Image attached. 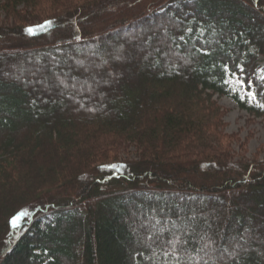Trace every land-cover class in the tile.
I'll return each mask as SVG.
<instances>
[{"label":"trees","instance_id":"trees-1","mask_svg":"<svg viewBox=\"0 0 264 264\" xmlns=\"http://www.w3.org/2000/svg\"><path fill=\"white\" fill-rule=\"evenodd\" d=\"M0 9L17 17L0 25V264H264V161H233L213 100L264 115V0ZM60 91L101 105L32 109Z\"/></svg>","mask_w":264,"mask_h":264},{"label":"rangeland","instance_id":"rangeland-1","mask_svg":"<svg viewBox=\"0 0 264 264\" xmlns=\"http://www.w3.org/2000/svg\"><path fill=\"white\" fill-rule=\"evenodd\" d=\"M41 9L46 12H49L51 10L49 9V4L45 1L41 4ZM49 13L51 14V12ZM48 15L49 14H47L46 16ZM43 17H40V20ZM16 18L17 17H14V15L5 13L2 9H0V25H13L16 23ZM32 23H39V21L28 22L27 24ZM111 59H113V57ZM152 63L153 62H148V66L152 65ZM260 72L262 78H264V57L262 56H260ZM228 80L234 86V88L240 92L242 97L249 95L250 98H254L252 89L247 87V84L244 82L243 79L240 78L239 74L229 76ZM33 93L35 96L38 94L37 87L33 88ZM57 93H55L57 95L50 97V99L46 101L42 108L38 107V105L33 103L32 109H34V111L37 109L36 111L39 110L47 112L53 107L52 101L55 99L54 97H58L61 95H64L66 97V101L69 103V106L71 108L73 107L76 111H85L87 110V107L91 110L95 107H100L101 105V103L97 104V102L95 101H87L84 98L85 94L78 95L74 93L70 94L71 96L69 97V93H67V91L63 92V94L62 91ZM213 100L217 101L225 112L224 122L226 123V126L224 128V132L228 135L234 136L235 138L234 140L231 138L228 139L230 141L227 140V143L231 144L228 145V149H231L230 154L231 156H233V161H239V159L245 162L264 161V115L258 116L256 114L250 113L246 109H243L231 96L215 95L213 97ZM224 150H227V148H224ZM126 152H129L130 158L136 155L134 146L128 147V150L125 149L122 153V158H125V156H127ZM122 158L120 156L119 161H122Z\"/></svg>","mask_w":264,"mask_h":264},{"label":"snow or ice","instance_id":"snow-or-ice-1","mask_svg":"<svg viewBox=\"0 0 264 264\" xmlns=\"http://www.w3.org/2000/svg\"><path fill=\"white\" fill-rule=\"evenodd\" d=\"M49 23H50V22H49ZM28 31L31 33V32H33L34 30L30 28V29H28ZM24 215H27V214H26V213H22V214L17 215L16 217H14V218H13V221H12L13 226H17L18 223H19V221H20V219H21V217L24 216Z\"/></svg>","mask_w":264,"mask_h":264}]
</instances>
